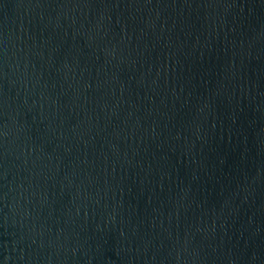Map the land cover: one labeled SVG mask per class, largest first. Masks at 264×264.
<instances>
[{
	"label": "water",
	"instance_id": "95a60500",
	"mask_svg": "<svg viewBox=\"0 0 264 264\" xmlns=\"http://www.w3.org/2000/svg\"><path fill=\"white\" fill-rule=\"evenodd\" d=\"M0 264H264V0H0Z\"/></svg>",
	"mask_w": 264,
	"mask_h": 264
}]
</instances>
